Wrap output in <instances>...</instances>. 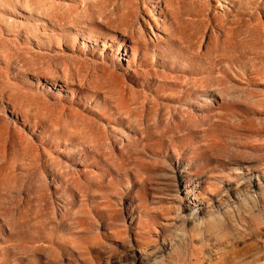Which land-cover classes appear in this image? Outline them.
<instances>
[{
	"label": "rangeland",
	"instance_id": "obj_1",
	"mask_svg": "<svg viewBox=\"0 0 264 264\" xmlns=\"http://www.w3.org/2000/svg\"><path fill=\"white\" fill-rule=\"evenodd\" d=\"M0 264H264V0H0Z\"/></svg>",
	"mask_w": 264,
	"mask_h": 264
},
{
	"label": "bare ground",
	"instance_id": "obj_2",
	"mask_svg": "<svg viewBox=\"0 0 264 264\" xmlns=\"http://www.w3.org/2000/svg\"><path fill=\"white\" fill-rule=\"evenodd\" d=\"M138 72H144V73H148L149 72V70L148 69H143V70H138ZM179 181V180H178ZM188 184V187H189V191H192L191 192V194H192V200H195V198H196V193L193 191L194 189H195V187H196V183H187ZM181 196V195H180ZM181 198V197H180ZM184 200V199H183ZM178 205V204H177ZM192 206V205H191ZM197 207V206H196Z\"/></svg>",
	"mask_w": 264,
	"mask_h": 264
}]
</instances>
